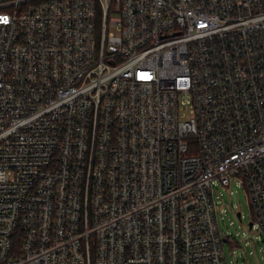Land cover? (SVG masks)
Returning <instances> with one entry per match:
<instances>
[{"label": "built area", "instance_id": "obj_1", "mask_svg": "<svg viewBox=\"0 0 264 264\" xmlns=\"http://www.w3.org/2000/svg\"><path fill=\"white\" fill-rule=\"evenodd\" d=\"M232 181L263 237L264 0H0V264H229Z\"/></svg>", "mask_w": 264, "mask_h": 264}, {"label": "rangeland", "instance_id": "obj_2", "mask_svg": "<svg viewBox=\"0 0 264 264\" xmlns=\"http://www.w3.org/2000/svg\"><path fill=\"white\" fill-rule=\"evenodd\" d=\"M221 204L226 210L218 213L220 228L234 243L225 242V254L229 264H264V236L253 227V217L246 190L232 181L229 188L218 186ZM242 211V218L237 214ZM229 239V240H230Z\"/></svg>", "mask_w": 264, "mask_h": 264}, {"label": "water", "instance_id": "obj_3", "mask_svg": "<svg viewBox=\"0 0 264 264\" xmlns=\"http://www.w3.org/2000/svg\"><path fill=\"white\" fill-rule=\"evenodd\" d=\"M238 215L240 216V213Z\"/></svg>", "mask_w": 264, "mask_h": 264}, {"label": "snow or ice", "instance_id": "obj_4", "mask_svg": "<svg viewBox=\"0 0 264 264\" xmlns=\"http://www.w3.org/2000/svg\"><path fill=\"white\" fill-rule=\"evenodd\" d=\"M3 19H6V18H3Z\"/></svg>", "mask_w": 264, "mask_h": 264}, {"label": "trees", "instance_id": "obj_5", "mask_svg": "<svg viewBox=\"0 0 264 264\" xmlns=\"http://www.w3.org/2000/svg\"><path fill=\"white\" fill-rule=\"evenodd\" d=\"M229 240V239H228Z\"/></svg>", "mask_w": 264, "mask_h": 264}]
</instances>
